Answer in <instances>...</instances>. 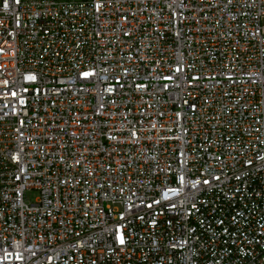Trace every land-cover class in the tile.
I'll list each match as a JSON object with an SVG mask.
<instances>
[{
	"label": "built area",
	"instance_id": "2783aa9c",
	"mask_svg": "<svg viewBox=\"0 0 264 264\" xmlns=\"http://www.w3.org/2000/svg\"><path fill=\"white\" fill-rule=\"evenodd\" d=\"M0 264H264V0H0Z\"/></svg>",
	"mask_w": 264,
	"mask_h": 264
},
{
	"label": "rangeland",
	"instance_id": "374dc122",
	"mask_svg": "<svg viewBox=\"0 0 264 264\" xmlns=\"http://www.w3.org/2000/svg\"><path fill=\"white\" fill-rule=\"evenodd\" d=\"M27 197L30 200H33L36 197V194L34 192L27 193Z\"/></svg>",
	"mask_w": 264,
	"mask_h": 264
}]
</instances>
